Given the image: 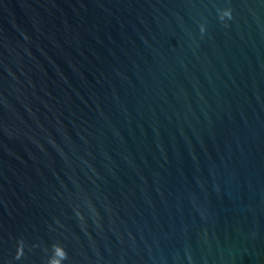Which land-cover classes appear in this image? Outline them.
<instances>
[{
	"label": "water",
	"instance_id": "obj_1",
	"mask_svg": "<svg viewBox=\"0 0 264 264\" xmlns=\"http://www.w3.org/2000/svg\"><path fill=\"white\" fill-rule=\"evenodd\" d=\"M0 264H264V0H0Z\"/></svg>",
	"mask_w": 264,
	"mask_h": 264
},
{
	"label": "clouds",
	"instance_id": "obj_2",
	"mask_svg": "<svg viewBox=\"0 0 264 264\" xmlns=\"http://www.w3.org/2000/svg\"><path fill=\"white\" fill-rule=\"evenodd\" d=\"M66 255H67V254L65 253V254H64L65 258H66Z\"/></svg>",
	"mask_w": 264,
	"mask_h": 264
}]
</instances>
